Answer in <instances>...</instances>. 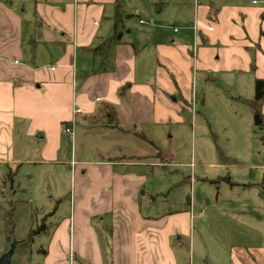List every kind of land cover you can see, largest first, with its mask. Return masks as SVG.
Instances as JSON below:
<instances>
[{"label": "crops", "instance_id": "crops-1", "mask_svg": "<svg viewBox=\"0 0 264 264\" xmlns=\"http://www.w3.org/2000/svg\"><path fill=\"white\" fill-rule=\"evenodd\" d=\"M26 1H0V163L23 162L27 144L39 154L35 164L57 162L64 129L100 134L117 159L75 165L42 263L79 256L89 264H175L168 238L188 215L149 209L150 169L165 166L149 160L152 134L181 124L196 77L235 86L254 130L248 102L264 78V0H194L184 6L190 20L169 13L164 0ZM63 203L68 215L59 212Z\"/></svg>", "mask_w": 264, "mask_h": 264}, {"label": "rangeland", "instance_id": "rangeland-1", "mask_svg": "<svg viewBox=\"0 0 264 264\" xmlns=\"http://www.w3.org/2000/svg\"><path fill=\"white\" fill-rule=\"evenodd\" d=\"M164 1L169 13L180 12L185 20L192 17L184 6L194 0ZM235 90L224 78L196 77L181 124L152 134L157 148L149 160L164 159L165 166L150 169L156 175L149 181L155 193L149 209L156 217L188 215L168 238L175 264H264V129L253 130L249 107L240 104ZM99 119L108 123V118ZM62 133L55 163L35 164L39 154L29 144L20 153V164L0 163V257L12 250L10 264H43L42 251L56 221V200L61 196L68 201L76 164L117 161L116 156L110 158L111 148L100 134L83 138L75 130ZM142 141L146 148L152 145ZM60 211L68 215L69 204L63 203ZM71 264L89 263L74 256Z\"/></svg>", "mask_w": 264, "mask_h": 264}, {"label": "trees", "instance_id": "trees-1", "mask_svg": "<svg viewBox=\"0 0 264 264\" xmlns=\"http://www.w3.org/2000/svg\"><path fill=\"white\" fill-rule=\"evenodd\" d=\"M264 101V78L256 79L254 82V96L248 102L253 112V125L254 129H264V115L262 113V105Z\"/></svg>", "mask_w": 264, "mask_h": 264}, {"label": "water", "instance_id": "water-1", "mask_svg": "<svg viewBox=\"0 0 264 264\" xmlns=\"http://www.w3.org/2000/svg\"><path fill=\"white\" fill-rule=\"evenodd\" d=\"M12 250L8 253L0 257V264H10V257H11Z\"/></svg>", "mask_w": 264, "mask_h": 264}, {"label": "built area", "instance_id": "built-area-1", "mask_svg": "<svg viewBox=\"0 0 264 264\" xmlns=\"http://www.w3.org/2000/svg\"><path fill=\"white\" fill-rule=\"evenodd\" d=\"M209 29V28H208ZM210 30V29H209ZM65 132H68L69 130L64 129Z\"/></svg>", "mask_w": 264, "mask_h": 264}]
</instances>
